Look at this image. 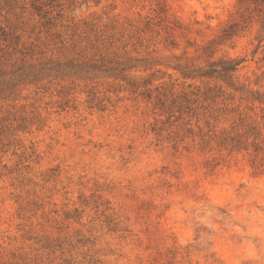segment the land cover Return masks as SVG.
Returning a JSON list of instances; mask_svg holds the SVG:
<instances>
[{
	"label": "rangeland",
	"instance_id": "374dc122",
	"mask_svg": "<svg viewBox=\"0 0 264 264\" xmlns=\"http://www.w3.org/2000/svg\"><path fill=\"white\" fill-rule=\"evenodd\" d=\"M0 264H264V0H0Z\"/></svg>",
	"mask_w": 264,
	"mask_h": 264
},
{
	"label": "trees",
	"instance_id": "16d2710c",
	"mask_svg": "<svg viewBox=\"0 0 264 264\" xmlns=\"http://www.w3.org/2000/svg\"><path fill=\"white\" fill-rule=\"evenodd\" d=\"M240 1H242V2L246 1V2H249V3L250 2L255 3V2L259 1V0H240ZM239 63H240V60H235V59L234 60H228V61L220 63L221 68L219 70L212 68L209 71H203L201 68H198L195 71H189V72H186V73L183 72V75H185V76H201V75L211 74L212 72H217L219 74H225L228 71L235 70L236 66ZM210 65H213V67L215 66V64H210Z\"/></svg>",
	"mask_w": 264,
	"mask_h": 264
}]
</instances>
